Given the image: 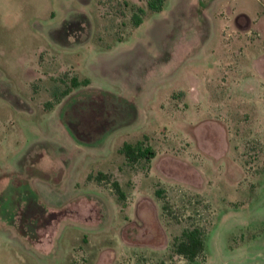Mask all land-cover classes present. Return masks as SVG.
Instances as JSON below:
<instances>
[{"label":"rangeland","instance_id":"1","mask_svg":"<svg viewBox=\"0 0 264 264\" xmlns=\"http://www.w3.org/2000/svg\"><path fill=\"white\" fill-rule=\"evenodd\" d=\"M117 1L0 0V264H264V0Z\"/></svg>","mask_w":264,"mask_h":264},{"label":"trees","instance_id":"2","mask_svg":"<svg viewBox=\"0 0 264 264\" xmlns=\"http://www.w3.org/2000/svg\"><path fill=\"white\" fill-rule=\"evenodd\" d=\"M128 4V1H123ZM164 0H147V5L152 10H160L163 6ZM132 21L135 25L141 22V17L137 14H132ZM89 78L85 77L80 80L76 76L71 77L70 86H78L80 84H87ZM69 88L63 91V94L68 93ZM120 151L124 154L126 160L135 161L139 158L145 157L146 160H150L155 155V150L150 145H142L141 141L129 142L124 141L120 146ZM101 173V172H100ZM103 174V173H101ZM114 188L118 194L119 199H124V191L121 189L120 184L117 180L113 181ZM156 194L162 196V191L158 188L156 189ZM165 208V205L163 206ZM175 244V250L181 253L188 259H194L202 250L204 246V232L199 226H192L189 228H184L181 234L177 237Z\"/></svg>","mask_w":264,"mask_h":264},{"label":"built area","instance_id":"3","mask_svg":"<svg viewBox=\"0 0 264 264\" xmlns=\"http://www.w3.org/2000/svg\"><path fill=\"white\" fill-rule=\"evenodd\" d=\"M114 0H101L102 4L106 7H108L110 9V11H112L113 13L117 14V15H122L121 10L119 9V7L116 5L115 2H113ZM117 1V0H116ZM118 2V1H117ZM119 2L122 4V0H119Z\"/></svg>","mask_w":264,"mask_h":264},{"label":"crops","instance_id":"4","mask_svg":"<svg viewBox=\"0 0 264 264\" xmlns=\"http://www.w3.org/2000/svg\"><path fill=\"white\" fill-rule=\"evenodd\" d=\"M245 13L249 16L250 19L252 18V16L249 13H247V12H245Z\"/></svg>","mask_w":264,"mask_h":264}]
</instances>
